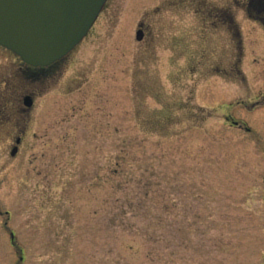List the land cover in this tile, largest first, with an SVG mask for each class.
Listing matches in <instances>:
<instances>
[{
    "label": "rangeland",
    "instance_id": "obj_1",
    "mask_svg": "<svg viewBox=\"0 0 264 264\" xmlns=\"http://www.w3.org/2000/svg\"><path fill=\"white\" fill-rule=\"evenodd\" d=\"M247 12L107 1L16 156L0 129V264H264V28Z\"/></svg>",
    "mask_w": 264,
    "mask_h": 264
},
{
    "label": "water",
    "instance_id": "obj_2",
    "mask_svg": "<svg viewBox=\"0 0 264 264\" xmlns=\"http://www.w3.org/2000/svg\"><path fill=\"white\" fill-rule=\"evenodd\" d=\"M107 1L0 0V46L30 66L54 64L84 40Z\"/></svg>",
    "mask_w": 264,
    "mask_h": 264
},
{
    "label": "flooded vegetation",
    "instance_id": "obj_3",
    "mask_svg": "<svg viewBox=\"0 0 264 264\" xmlns=\"http://www.w3.org/2000/svg\"><path fill=\"white\" fill-rule=\"evenodd\" d=\"M245 3L249 18L264 28V0H245ZM216 19L221 17L216 16ZM227 23L230 32L237 27L233 17ZM140 31L143 39L144 32ZM64 59L48 66H30L12 51L0 46V129L14 131L7 138L11 156L14 151L17 155L30 130L37 100L42 96L43 82L55 78L56 68ZM245 125L244 129L250 132Z\"/></svg>",
    "mask_w": 264,
    "mask_h": 264
},
{
    "label": "trees",
    "instance_id": "obj_4",
    "mask_svg": "<svg viewBox=\"0 0 264 264\" xmlns=\"http://www.w3.org/2000/svg\"><path fill=\"white\" fill-rule=\"evenodd\" d=\"M131 184H132L131 179H128V180H125L123 182V185H121V186L124 187V189H125V188H128Z\"/></svg>",
    "mask_w": 264,
    "mask_h": 264
}]
</instances>
